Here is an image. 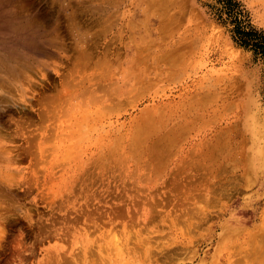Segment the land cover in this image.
<instances>
[{
	"label": "rangeland",
	"instance_id": "1",
	"mask_svg": "<svg viewBox=\"0 0 264 264\" xmlns=\"http://www.w3.org/2000/svg\"><path fill=\"white\" fill-rule=\"evenodd\" d=\"M3 1L0 264H264V0Z\"/></svg>",
	"mask_w": 264,
	"mask_h": 264
},
{
	"label": "bare ground",
	"instance_id": "2",
	"mask_svg": "<svg viewBox=\"0 0 264 264\" xmlns=\"http://www.w3.org/2000/svg\"><path fill=\"white\" fill-rule=\"evenodd\" d=\"M6 1V0H5ZM16 1V0H15ZM3 4L5 5V2L3 1V0H1L0 1V16H6V18H8V20H9V22L11 23V24H14V25H16V24H18V19L20 18H18V16H17V14H16V12H14V11H11V9L10 8H8L9 7V5L7 6V7H5V6H3ZM10 7H12V6H10ZM16 7V6H15ZM28 14V13H27ZM17 16V17H16ZM18 18V19H17ZM0 19H2V18H0ZM6 20V19H5ZM2 23H1V21H0V25H1ZM28 24V23H27ZM26 23H24V22H20L19 24H18V26L17 27H15L14 29H12L11 31L12 32H14L15 34H17V35H21L22 36V40H25V37H29L28 35V33H29V30L31 31V29H29L30 27H28V25H27ZM2 26V25H1ZM33 26V25H32ZM35 26V25H34ZM32 28V27H31ZM36 28H37V26H36ZM29 29V30H28ZM32 31H33V29H32ZM31 31V32H32ZM37 31V30H36ZM33 33V32H32ZM40 34V33H39ZM35 35V34H34ZM7 39H8V37H7ZM13 39V38H12ZM0 40H2V39H0ZM3 41V40H2ZM17 42H18V40H16ZM29 42V41H28ZM8 43H9V41H8ZM31 43V42H30ZM30 43H28L27 45L28 46H31L32 44H30ZM38 43V42H37ZM7 44V43H6ZM40 44V43H39ZM36 45H38V44H36ZM194 47V46H193ZM40 50V49H39ZM2 52L3 53H5V49L4 50H2ZM1 52V53H2ZM6 55V54H5ZM2 56H4V54H2ZM4 58V60H6V61H8V57H3ZM146 62H147V60H146ZM170 68L169 69H173L174 67H175V61H173L172 60V62L170 63ZM3 69V68H2ZM166 72H168V71H166ZM156 75V74H155ZM158 75V74H157ZM3 90V89H2ZM1 91V90H0ZM4 91V90H3ZM5 93V92H4ZM1 95V94H0ZM5 95H6V93H5ZM2 96V95H1ZM7 97H8V95H7ZM11 101V100H10ZM3 160H4V158H3ZM1 164V163H0ZM6 165V164H5ZM9 166V165H8ZM8 176V175H7ZM9 177V176H8ZM2 178V169H1V166H0V179ZM6 178V177H5ZM9 180V179H8ZM7 180V181H8ZM264 217V216H263ZM264 219V218H263ZM263 222H264V220H262ZM263 222H262V224H263ZM264 226V224L262 225V226H260L261 228H264L263 227ZM257 229V228H256ZM259 231H260V229H259ZM262 231H263V229H262ZM261 231V232H262ZM251 233V232H250ZM255 234H256V231H255ZM253 235V234H252ZM251 236V235H250ZM264 236V235H263ZM262 238V237H261ZM117 240V239H116ZM115 240V241H116ZM257 240V239H256ZM114 241V242H115ZM113 242V241H112ZM111 242V243H112ZM114 242H113V244H114ZM259 241H257V243H258ZM118 241L117 242H115V244H114V246L112 247L111 245V249H116L117 251H118ZM263 243H264V241H263ZM120 244V243H119ZM259 244H262V243H259ZM250 246V245H249ZM252 247H253V245H251ZM120 247V246H119ZM258 247V246H257ZM118 248V249H117ZM255 248V247H254ZM259 248V247H258ZM261 248V247H260ZM251 249V248H250ZM92 250V249H91ZM91 250H89V251H91ZM115 250V251H116ZM260 250V249H259ZM103 250H101V252H102ZM112 251V250H111ZM91 253H92V251L90 252V255H91ZM254 253H255V249H254ZM93 254H94V252H93ZM104 254V253H103ZM98 255H101V254H98ZM98 255H97V252H96V258L98 257ZM107 255V254H106ZM112 255V254H111ZM67 256V255H66ZM65 256V257H66ZM103 256V255H102ZM102 256H99V259L102 257ZM105 256V255H104ZM116 256V255H115ZM58 257L59 256H57V259H58ZM63 257H64V254H63ZM63 257H61L62 258V260H64L63 259ZM68 257V256H67ZM66 257V258H67ZM111 257V256H110ZM102 258H104V257H102ZM75 259V258H74ZM86 259V258H85ZM106 259H107V261H108V258L106 257ZM60 260V259H59ZM69 260V258L68 259H66V261H68ZM70 260H72L71 258H70ZM88 260V259H87ZM86 260V261H87ZM90 260V259H89ZM101 260V259H100ZM105 260V258L103 259V261ZM114 260V259H113ZM48 261H50V260H48ZM76 261V262H75ZM74 262H72L71 263V261H70V264H78V262L79 261H77V260H75ZM95 261V260H94ZM106 261V262H107ZM52 262V261H51ZM65 262V261H64ZM97 262V261H96ZM105 262V263H106ZM86 263V262H85ZM90 263V262H89ZM92 263H93V261H92ZM100 263V262H99ZM104 263V262H103ZM115 263V262H114ZM46 264H49V263H47L46 262ZM52 264H54V262H52ZM58 264V263H57ZM86 264H88V263H86ZM91 264V263H90ZM94 264H98V262L97 263H95L94 262ZM108 264V263H107Z\"/></svg>",
	"mask_w": 264,
	"mask_h": 264
},
{
	"label": "trees",
	"instance_id": "3",
	"mask_svg": "<svg viewBox=\"0 0 264 264\" xmlns=\"http://www.w3.org/2000/svg\"><path fill=\"white\" fill-rule=\"evenodd\" d=\"M240 43L254 51L255 56L259 57L264 62V34L257 31H240Z\"/></svg>",
	"mask_w": 264,
	"mask_h": 264
}]
</instances>
